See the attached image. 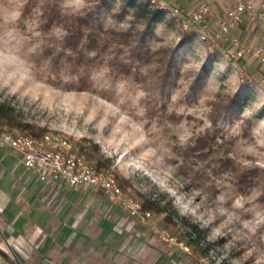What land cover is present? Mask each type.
I'll return each instance as SVG.
<instances>
[{"label": "rangeland", "instance_id": "rangeland-1", "mask_svg": "<svg viewBox=\"0 0 264 264\" xmlns=\"http://www.w3.org/2000/svg\"><path fill=\"white\" fill-rule=\"evenodd\" d=\"M46 1L0 0V103L30 125L19 132L62 135L75 155L113 176L122 196L140 208L141 197L156 203L160 213L141 208L155 233L103 198L113 204L114 216L137 223L131 230L135 240L141 238L153 253L145 264H264L262 86L246 82L239 64L218 49L210 51L197 31L183 38L197 27L149 0L136 1L158 9L161 20L146 47L152 53L176 50L173 86L161 91L156 63L138 62L126 49L117 55L120 46L114 44L90 53L95 62L87 68L75 71L62 60L55 65L64 32L58 26L43 30ZM53 1L65 17L99 6L96 0ZM110 3V10L100 7L104 29H143L123 0ZM123 7L126 13L117 19ZM114 57L130 66L127 74L109 68ZM228 97L238 102V118L220 115L213 122L216 104ZM207 132L216 137L217 153L201 160L188 147ZM165 215L173 226L163 222ZM158 232L171 240L162 241ZM128 233L112 249L130 247L135 240Z\"/></svg>", "mask_w": 264, "mask_h": 264}, {"label": "crops", "instance_id": "crops-1", "mask_svg": "<svg viewBox=\"0 0 264 264\" xmlns=\"http://www.w3.org/2000/svg\"><path fill=\"white\" fill-rule=\"evenodd\" d=\"M240 1H250L264 9V0ZM236 2L154 0L157 6L189 21L192 11L205 5L206 23L212 29ZM231 34L251 50L237 60L242 73L264 89V64L253 52L264 46V19L244 15ZM218 50L228 59H234L227 43ZM26 171L18 155L11 150H0V264H145L150 259L152 250L146 251L147 245L141 238L135 242L138 235L131 231L137 223L130 217L114 216L113 204L107 203L100 193L43 185ZM125 230L135 241L130 247L124 248L122 244L112 249L110 245ZM138 230L144 240L145 231L142 227ZM163 253L158 254L163 256Z\"/></svg>", "mask_w": 264, "mask_h": 264}, {"label": "trees", "instance_id": "trees-1", "mask_svg": "<svg viewBox=\"0 0 264 264\" xmlns=\"http://www.w3.org/2000/svg\"><path fill=\"white\" fill-rule=\"evenodd\" d=\"M96 1L99 2V6L97 5L95 10L73 17H65L53 0L46 1L43 5L41 9L43 30L51 26H58L64 32L61 40L62 53H58L55 58H52L53 64L58 65L62 60L73 70L78 71L91 66L95 62V57L90 53H102L114 44L120 46V48L114 50L115 54L119 53L117 55H120L126 49L128 56L135 58L138 62L148 63L153 60L156 63L155 70L159 73L158 86L161 91L173 86V78L178 73L175 59L176 50L166 47L152 53L146 47L147 41L155 36L154 24L161 20L160 11L149 9L148 3L145 2L138 3L136 0H123L126 6L133 9V16L143 23V29L136 32L130 30L116 32L111 29H104L99 19L100 7L110 10L111 0ZM125 13L123 7L115 16L117 19H121ZM196 31L198 32V28L195 31L184 32L183 38L191 37ZM117 59L118 57H114L109 61V68L127 74L130 71V66ZM240 71L242 72V70ZM245 81L252 83L246 77ZM238 114V102L235 97H228L225 101L216 104L213 122L220 115L238 118ZM0 121L11 130L19 131L30 128V125L18 121L13 115V109L5 103H0ZM188 149L197 153L198 158L201 160H204L207 156L214 157L217 153L216 137L207 132L197 137ZM99 165L100 163H97V166ZM156 206V203L150 199L141 197V208L143 210L160 213ZM162 220L166 224L174 225L168 215H165Z\"/></svg>", "mask_w": 264, "mask_h": 264}, {"label": "built area", "instance_id": "built-area-1", "mask_svg": "<svg viewBox=\"0 0 264 264\" xmlns=\"http://www.w3.org/2000/svg\"><path fill=\"white\" fill-rule=\"evenodd\" d=\"M149 1L154 3V0ZM173 14L176 13L173 11ZM207 14V6L200 5L192 11L190 22L198 28V39L210 51L220 49L223 43H227L233 50L235 62L251 52L232 36L231 31L240 25L244 15L248 18L264 19V9L254 6L250 1L237 0L213 29L207 26ZM253 52L259 62L264 64V46ZM0 150H11L18 155L22 166L33 174L39 183L52 187L90 189L94 193H100L105 199L147 225L151 231L157 232L147 223L149 212H142L135 200L122 196L112 175L94 170L81 156L75 155L67 139L62 135L57 133H45L39 137L24 135L11 130L0 121ZM158 236L165 242L171 240L164 232H158Z\"/></svg>", "mask_w": 264, "mask_h": 264}]
</instances>
